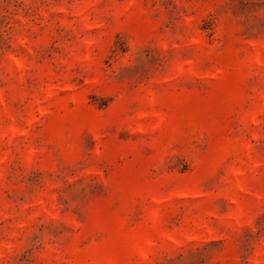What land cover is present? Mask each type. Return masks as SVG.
I'll return each instance as SVG.
<instances>
[{
  "label": "rangeland",
  "instance_id": "1",
  "mask_svg": "<svg viewBox=\"0 0 264 264\" xmlns=\"http://www.w3.org/2000/svg\"><path fill=\"white\" fill-rule=\"evenodd\" d=\"M0 264H264V0H0Z\"/></svg>",
  "mask_w": 264,
  "mask_h": 264
}]
</instances>
